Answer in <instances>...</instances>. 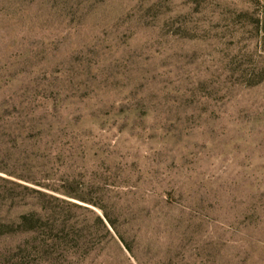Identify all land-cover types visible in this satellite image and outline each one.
Listing matches in <instances>:
<instances>
[{"label":"rangeland","instance_id":"obj_1","mask_svg":"<svg viewBox=\"0 0 264 264\" xmlns=\"http://www.w3.org/2000/svg\"><path fill=\"white\" fill-rule=\"evenodd\" d=\"M0 264H264V0H0Z\"/></svg>","mask_w":264,"mask_h":264},{"label":"trees","instance_id":"obj_2","mask_svg":"<svg viewBox=\"0 0 264 264\" xmlns=\"http://www.w3.org/2000/svg\"><path fill=\"white\" fill-rule=\"evenodd\" d=\"M108 218V217H107ZM109 222L112 223V221L108 218ZM121 240L125 243V245L128 247V244L126 243V240L124 239V237L121 235Z\"/></svg>","mask_w":264,"mask_h":264}]
</instances>
